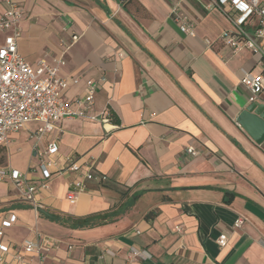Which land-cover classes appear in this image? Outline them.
I'll return each instance as SVG.
<instances>
[{
    "label": "crops",
    "instance_id": "1",
    "mask_svg": "<svg viewBox=\"0 0 264 264\" xmlns=\"http://www.w3.org/2000/svg\"><path fill=\"white\" fill-rule=\"evenodd\" d=\"M18 1L20 53L34 66L65 61L64 100L83 96L93 80L90 113L109 116L62 120L40 140L39 122L10 134L0 166L40 182L42 160L55 164L37 192L45 213L23 207L12 183L0 182V209L21 206L9 211L17 220L3 241L19 244L37 231L61 240L34 264H264V147L236 122L249 101L241 80L264 75V50L232 53L220 36L236 29L234 14L211 0ZM174 6L195 23V36L180 30ZM8 7L0 0L1 12ZM256 25L253 17L250 34ZM257 100L264 102V91ZM55 141L58 154L41 158ZM70 154L95 178L59 174ZM77 181L85 189L72 203L67 193ZM99 213L109 216L89 227L55 219ZM239 217L246 221L236 228ZM224 232L229 241L220 247ZM0 264H17L14 252Z\"/></svg>",
    "mask_w": 264,
    "mask_h": 264
},
{
    "label": "built area",
    "instance_id": "2",
    "mask_svg": "<svg viewBox=\"0 0 264 264\" xmlns=\"http://www.w3.org/2000/svg\"><path fill=\"white\" fill-rule=\"evenodd\" d=\"M9 7L0 11V147L9 142L11 133L19 131L31 122H39L36 136L40 140L43 135L56 128V123L71 118H84L94 121L108 120V110L100 115L90 113L94 105V95L97 85L88 80L87 90L81 97L64 100L63 92L70 85V81L60 77L59 69L65 61L59 59L53 63L42 58L34 66L20 53L18 40L22 36L21 22L24 17V6L18 0H6ZM221 8L226 7L236 24L235 30H225L220 38L228 45L233 54L242 52H262L264 50V0H211ZM172 16L180 23V30L187 35L195 36V23L188 15L180 11L178 6L172 9ZM253 17H257V25L253 34L246 28ZM77 35L73 36L76 40ZM211 45L210 40L205 41ZM73 83L78 78H73ZM243 86L249 94V101L258 99L264 91V75L246 73L242 80ZM195 156L198 151L194 146L186 150ZM58 154L57 142L48 144L46 151L39 152L41 158ZM65 163L57 172H75L82 174L83 168L74 154L64 157ZM53 159L42 160L40 169L42 180L28 178L24 173L10 166H0V182L9 181L17 193V198L26 204L34 206L37 211L41 205L37 199V192L46 189L54 172ZM83 178H95L92 169L85 171ZM106 180V176L101 177ZM85 189L83 181L70 183L67 199L74 203L78 193ZM17 217L7 212L0 222V263L6 254L14 252L17 264H34L35 258L39 263L44 262L51 252L59 246L61 240L37 231L35 237L25 239L19 244H10L3 241L5 228L15 223ZM246 221L239 217L234 227H241ZM180 229V227H178ZM220 247H225L229 241L228 233L224 232L217 238ZM72 248V245H69Z\"/></svg>",
    "mask_w": 264,
    "mask_h": 264
},
{
    "label": "water",
    "instance_id": "3",
    "mask_svg": "<svg viewBox=\"0 0 264 264\" xmlns=\"http://www.w3.org/2000/svg\"><path fill=\"white\" fill-rule=\"evenodd\" d=\"M236 122L246 134L258 145L264 147V102L259 100L248 101L236 116ZM21 206L1 208L0 213L15 210ZM25 208H34L32 205H24ZM38 212L45 213L41 207Z\"/></svg>",
    "mask_w": 264,
    "mask_h": 264
},
{
    "label": "trees",
    "instance_id": "4",
    "mask_svg": "<svg viewBox=\"0 0 264 264\" xmlns=\"http://www.w3.org/2000/svg\"><path fill=\"white\" fill-rule=\"evenodd\" d=\"M109 216V213H99V214H91L84 217H78V218H72V217H62L60 215H56L55 219L62 221L66 224H68L72 228H78V227H89L96 225L100 222L105 221L107 217Z\"/></svg>",
    "mask_w": 264,
    "mask_h": 264
},
{
    "label": "rangeland",
    "instance_id": "5",
    "mask_svg": "<svg viewBox=\"0 0 264 264\" xmlns=\"http://www.w3.org/2000/svg\"><path fill=\"white\" fill-rule=\"evenodd\" d=\"M5 151H6L5 147H0V165L5 164Z\"/></svg>",
    "mask_w": 264,
    "mask_h": 264
}]
</instances>
